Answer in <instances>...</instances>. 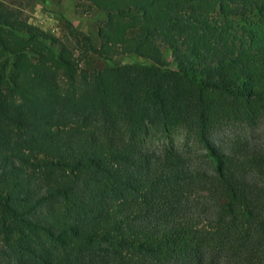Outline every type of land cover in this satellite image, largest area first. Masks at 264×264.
<instances>
[{"label":"trees","instance_id":"obj_1","mask_svg":"<svg viewBox=\"0 0 264 264\" xmlns=\"http://www.w3.org/2000/svg\"><path fill=\"white\" fill-rule=\"evenodd\" d=\"M78 3L0 0V264H264V0Z\"/></svg>","mask_w":264,"mask_h":264},{"label":"rangeland","instance_id":"obj_2","mask_svg":"<svg viewBox=\"0 0 264 264\" xmlns=\"http://www.w3.org/2000/svg\"><path fill=\"white\" fill-rule=\"evenodd\" d=\"M10 4L23 9L28 20L52 32L55 35L62 34L66 27L74 26L78 30L87 32L93 41L98 44L96 34L97 25L103 14L85 5H79L78 0H6ZM118 61H130V56L116 57ZM90 67H100L105 60L99 57H91Z\"/></svg>","mask_w":264,"mask_h":264}]
</instances>
